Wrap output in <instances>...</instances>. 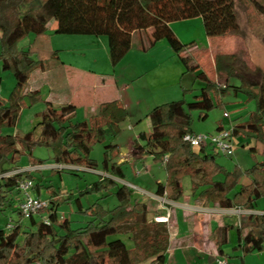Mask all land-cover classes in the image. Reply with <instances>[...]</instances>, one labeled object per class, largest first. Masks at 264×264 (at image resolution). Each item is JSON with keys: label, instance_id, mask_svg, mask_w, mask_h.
Wrapping results in <instances>:
<instances>
[{"label": "trees", "instance_id": "1", "mask_svg": "<svg viewBox=\"0 0 264 264\" xmlns=\"http://www.w3.org/2000/svg\"><path fill=\"white\" fill-rule=\"evenodd\" d=\"M236 1L250 3L264 18V0H0V61L3 70L12 72L16 81L9 99H0V161L10 156L14 161L16 156L30 154L35 146H44L52 151L55 165L100 172V180L84 192L98 193L113 188L112 195L118 203L113 209L106 210L97 201L83 210L77 200L79 211L89 221L83 227L72 229L68 219L58 220V202L50 196L45 208L48 220L37 221V214L25 216L18 209L19 182L32 181L30 172L21 171L19 167H0V210L10 209L19 215L14 225H8V231H0V264H141L147 260L148 264H165L168 250L169 234L165 223L150 221L146 204L136 201L128 186L114 180L124 179L122 165L115 162L118 146L109 144L105 147L101 169L90 159L92 146L103 143L108 134L118 135L127 120V110L120 101L101 104L95 115L80 123H73L74 106H55L46 102L45 111L32 131L22 137L3 133L4 128L16 125L25 96L33 101L39 99L38 90L26 93L30 74L36 69H44L45 60L40 56L39 60H33V55L39 53L50 60H59L58 54L45 47L44 38L51 21L56 24V34L106 36L112 68L129 52L136 34L151 31L148 48L166 41L180 58L183 75H194L202 88L191 102L181 99L165 103L148 113L151 133L147 139L144 134L139 135L146 140L143 148L152 149L149 153L164 167L167 186L178 195L181 192L179 179L200 173L209 180L200 197L220 208L254 210L256 202L264 200V160L244 171L238 167L228 171L217 162L219 152L213 147H201L198 151L183 141L186 134H194L191 114L197 111L199 119H206L211 110L221 105L217 94L226 91L228 86L218 87L200 71L193 58L185 55L192 44L183 45L169 25L199 17L207 38L237 35ZM30 34L35 36L32 47L26 51L17 50V43ZM214 69L216 75L224 74L227 78L241 76L244 85L251 90L249 96L257 104L245 123L226 129L231 131L232 138L245 131L264 147V71L258 73V79H250L249 68L236 54L216 55ZM224 128L220 126L217 130ZM36 165H40L39 162ZM13 172L16 173L7 175ZM218 176L222 181L214 180ZM242 176L249 184H239ZM35 188L39 193V186ZM163 190L164 186L159 184L156 195L162 196ZM25 218L29 219L30 227L23 226ZM126 225L133 234L131 249L122 240H109L120 235ZM220 231L217 247L223 256L226 229ZM236 234L234 251L242 250L245 255L264 251V214L242 216Z\"/></svg>", "mask_w": 264, "mask_h": 264}, {"label": "rangeland", "instance_id": "2", "mask_svg": "<svg viewBox=\"0 0 264 264\" xmlns=\"http://www.w3.org/2000/svg\"><path fill=\"white\" fill-rule=\"evenodd\" d=\"M235 10L239 24V32L237 35L230 34L225 37L213 38L214 41L212 40L211 44L214 45L215 49L212 54L207 51L201 54L198 52L185 53V55L187 54V56L193 58V62L198 65L200 71L212 77L214 82L217 81L218 87L222 88L224 85L228 86L226 91L217 94V100L221 102V105L211 110L206 119H199V112L197 111L191 114V129L195 135H214L217 133L216 128L218 123L221 122L228 128L232 120L239 116H247L251 111L256 109V100L249 96L248 91L251 90L244 85L241 76H231L227 78L226 75L222 74L214 78L215 56L219 54H229L232 50L235 51L234 54L238 55L249 68L250 73L247 74H249L250 79H252L251 77L258 79V73L264 71V18H262L253 6L246 1H236ZM181 21L172 23H180L181 31H179V35L183 39L182 42H184L185 45H196L199 50L204 49L207 43V37L203 28L202 19L194 18L185 20L184 22ZM55 26L56 24L54 21L49 23V31L46 33L47 36L44 39L45 47L49 51L58 54L59 60H50L49 57L40 55L39 53L33 55V60H39V56L45 60L43 64L44 69H36L30 74L26 93L30 94V92L38 90L40 92L39 99L33 101L29 96H25L22 99V106L18 114L16 125L14 127L4 128V134L22 137L37 126L41 114L45 111L46 99L49 96L50 90L52 89L59 93L60 89H62L55 75H58L60 83L64 85L67 83L65 79L66 75H64L63 71L53 69V66L55 67L56 64L61 65L62 62L89 71H94L97 73V76L103 80L106 76L110 78L114 76L117 78L119 76L130 78L134 80L133 83L139 96L146 99L151 98V96L156 97L158 95H164L166 92L162 91L163 89H167L166 91H171L172 93V90H169L170 86L175 80H179V77L174 73L173 60L169 58L168 53L161 50V47L149 50L150 48L146 45V49H142L141 43L136 36L132 39V46L128 54H126L116 67L112 68L108 57L106 36L95 37L56 34L54 29H52ZM34 39L35 36L33 34L26 36L17 43V50H28L32 47L31 45ZM193 42H195V45H193ZM164 43V45H168L166 41H164ZM176 59L181 63L178 56ZM239 72L242 73V71ZM191 75L190 73L184 75L185 77L187 76V79L184 80V84L188 86V91L183 92L184 94L181 93L179 99L176 100L184 99L186 102H191L193 97L199 94L202 86L199 80ZM15 85L16 81L12 72L8 70L4 71L0 61V99L2 101H7L9 99ZM100 85L101 81H99L98 87ZM101 88L103 87L100 86V89L95 91H91L90 89V93L92 92V94L97 96L109 94L108 91L106 92ZM159 89H161V92L158 91ZM165 95H167V93ZM55 96H57V94H55ZM76 113L77 115L74 117L73 123L86 121L83 107L76 111ZM140 131L148 134L151 133V125L148 119L145 118L143 122L139 123L137 132ZM38 133L39 130L36 129L35 134L38 135ZM118 137V135L112 136L108 134L107 139L103 143H96L92 146L90 159L97 162L99 169L102 168L105 147L109 144H119V160H129L133 157L131 156V149L126 143L127 141L122 140L124 138H121V136ZM161 144L165 145L164 142ZM254 146L257 148V152L251 154L250 148ZM151 150V148H147L148 152H151ZM196 150L199 151V148L196 147ZM261 150V144L257 143L253 138L244 140L242 137H233L231 140V150L226 154L219 153L217 162L228 171H232L236 167L244 171L264 160L260 155ZM143 155L144 159L148 157L145 153ZM11 159L12 156L1 160V169L19 167L21 171H29L34 184V187L29 191L30 195L39 198L43 202H49L50 196L55 197L58 202V220L61 222L64 219H68L72 229L83 227L85 223L89 221V218L79 211L77 200L80 201L83 210L96 204L97 201V203L106 210H111L118 204L115 196L112 195L114 192L113 188H111V191L108 189L98 193L84 192L92 184L100 180L102 176L101 173L89 172L78 167L55 165L52 151L49 148L35 146L30 154L26 153L16 156L14 161ZM134 161L137 162L138 170L141 175L136 176L130 163L124 162L123 169L125 179L114 180L119 185L128 186L132 191L134 199L138 198V200H142V202L148 204L154 211L158 207V204L152 201V199H154L153 193L156 190L154 176H159L157 169L161 170V164L155 162V165L150 158L143 161L134 159ZM38 162L40 165H36ZM145 167L147 169L153 167V169L152 171L145 172L143 170ZM246 183L247 179L242 176L239 180V184L242 185ZM187 185V180L184 179V186L187 187ZM35 186H39V193ZM20 197L21 195H19V198ZM259 205L264 206V200H259ZM43 211H45V209L41 210L40 213ZM38 213L36 215L37 221L42 220L45 222L46 219L48 220L46 211L42 213L43 217L38 215ZM235 213H238V211ZM168 215L169 213H166L165 217H168ZM160 217L164 218L162 216ZM18 220L19 215L16 212H12L10 209L0 210V231H8V225H14ZM165 224H168V222ZM23 226L30 227L28 218L23 219ZM129 227V225L124 226L120 235L110 237L109 240H122L127 248L131 249L133 246V234L129 231ZM224 249L229 252L230 246H226ZM186 254H190V252ZM255 255L256 253H252L246 256V264H258ZM231 260L233 263L239 264L238 257H232ZM148 262L147 260L141 264H148ZM166 264H176V259L169 256Z\"/></svg>", "mask_w": 264, "mask_h": 264}, {"label": "crops", "instance_id": "3", "mask_svg": "<svg viewBox=\"0 0 264 264\" xmlns=\"http://www.w3.org/2000/svg\"><path fill=\"white\" fill-rule=\"evenodd\" d=\"M184 21L185 20L181 22ZM169 26L179 41L185 45L184 42H182L183 39L179 35V31H181L180 23H170ZM52 29H55V27ZM135 36L138 38L141 46L143 47L148 45L151 37V31L147 30L145 33H138ZM212 40L214 41L213 38H207V43L204 49L201 50H199V48L196 47L195 42H193V45L195 46L188 48L186 52H198L201 54L204 51H207L212 54L215 49L214 45L211 44ZM164 44V41H159L149 50H154L155 48L161 47V50L166 51L169 55V58L173 60V66L175 69L174 73L177 75V77H179V80H175V82H173V84L170 86L169 90H172V93L171 91H166L167 89H163L162 91L166 92L167 95H165V93L164 95H158L156 97L151 96L149 99L139 96L133 83L134 80L130 78L122 76H119L118 78L116 76L110 78L109 76H106V78L103 80L100 79V77H98L97 73L94 71H89L72 64H66L65 62H62L61 65L56 64L55 67L53 66V69H59L63 71L64 75H66L65 79L67 80V83L66 85L60 83L58 75H55L57 82L60 84V87L63 90L60 89L58 93L57 91L51 89L46 102L55 106L72 105L76 108V111L83 107L86 121L91 116L96 114L98 107L103 103L118 100L123 104L124 108L127 110L128 118L121 125V131L119 132L118 136L124 138L122 140L127 141L126 143L131 149V156L133 157H131L129 160H119L118 156L116 157L115 162L122 165V169L124 162L130 163V166L134 170L136 176L141 175V173L139 172L137 162H135L134 159L143 161L145 159L147 160V158H150L154 164L156 162L153 159L152 154L143 148L146 140L139 138V135L144 134L147 139L150 134L141 131L137 132V129H139V123L143 122L145 118L148 119L147 115L154 107L177 101L176 99H179L181 93L188 91V86L184 84V80L187 79V76L185 77L183 75L184 68L182 64L178 59H176L177 55L173 52L169 45H167V47ZM234 52L235 51L232 50L229 54H234ZM205 75L209 80L214 82L212 77L208 76L206 73ZM214 76V78H217L215 72ZM99 81H101L100 86L103 87L101 89L106 92L108 91V95L97 96L92 94V92L90 93V89L91 91L100 89V86L98 87ZM215 83L217 84V81H215ZM200 85L202 86V83H200ZM158 91L161 92V89ZM55 94H57V96H55ZM249 114L244 117L239 116L232 120L229 127H231V125L245 123ZM220 126L225 127V125L220 122L218 123L216 130ZM126 131L130 132L127 133ZM241 137L244 140L249 138L252 139V136L245 131L241 132L237 138ZM116 145L118 146L120 153L119 144L116 143ZM251 149H254V151H251ZM262 150H264V147H262ZM262 150L260 152L261 156ZM250 151L251 154L256 153L257 148L254 146L250 148ZM144 153L148 156L145 159L143 157ZM152 169L153 167L150 169L145 167L143 170L148 172L152 171ZM157 170L159 172V176H154L155 186L156 190L159 184L164 186L163 195H156V190L153 193L154 199H152V201L158 204L156 210L153 211L148 204H145L149 212L148 218L150 221H156V219L161 218L160 216L165 217L166 213H169L168 224H165L168 228L169 234V244L168 250L166 252L165 264L169 256H172L176 259V264H213L218 258H225L230 264H235L231 260L232 257H238L239 264H246V256L251 255L252 253L245 255L242 250L234 251L237 245L236 229L239 226L240 218L242 216L262 215L264 214V206L259 205V201H257L254 210L220 208L217 204L211 203L200 197V192L208 187L209 182V180L204 179L200 173L184 175L182 178H180L179 183L181 192L178 195L177 192H173L171 187L167 186V175L165 173L164 167L161 165V170ZM184 179L187 180V187L184 186ZM214 180L222 181V177H215ZM247 184H249L248 179L247 183L242 185ZM136 201L142 202V200H138V198ZM237 211L238 213H235ZM220 229H226L227 240L225 244L222 245V251L224 254L223 256L218 253L217 247V243L220 240ZM226 246H230L229 252L228 250L224 249ZM187 252H190V254H186ZM253 253H256L255 258L257 263L264 264V251Z\"/></svg>", "mask_w": 264, "mask_h": 264}, {"label": "built area", "instance_id": "4", "mask_svg": "<svg viewBox=\"0 0 264 264\" xmlns=\"http://www.w3.org/2000/svg\"><path fill=\"white\" fill-rule=\"evenodd\" d=\"M231 131L224 128L217 130V133L210 136L186 134L183 137V141L189 144L191 147H206L211 146L219 153H228L231 150ZM16 172L9 173L7 175H13ZM33 181L24 180L19 182L18 189L21 193V199L18 203L19 211L25 216L31 214H37L41 210L46 208L47 203L43 202L39 198L32 197L30 190L33 188ZM155 222L167 223L168 217L158 218ZM213 264H230L225 258H218Z\"/></svg>", "mask_w": 264, "mask_h": 264}]
</instances>
